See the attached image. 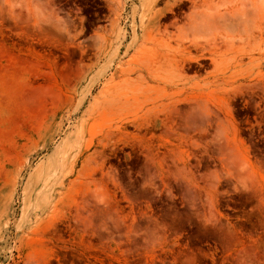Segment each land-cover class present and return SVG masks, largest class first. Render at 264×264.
I'll return each instance as SVG.
<instances>
[{"label": "rangeland", "instance_id": "1", "mask_svg": "<svg viewBox=\"0 0 264 264\" xmlns=\"http://www.w3.org/2000/svg\"><path fill=\"white\" fill-rule=\"evenodd\" d=\"M263 3L0 0V264H264Z\"/></svg>", "mask_w": 264, "mask_h": 264}, {"label": "bare ground", "instance_id": "2", "mask_svg": "<svg viewBox=\"0 0 264 264\" xmlns=\"http://www.w3.org/2000/svg\"><path fill=\"white\" fill-rule=\"evenodd\" d=\"M257 2H258V1H257ZM260 2H263V1H260ZM260 2H259V3H260ZM254 4H256V3L254 2ZM261 5H264V3L261 4ZM258 6H259V5H258ZM260 7H261V6H260ZM255 9H256V8H255ZM255 9L253 8V10H255ZM257 9H258V7H257ZM257 9H256V10H257ZM262 9H263V8H261V10H262ZM213 10H214V9H213ZM258 10H259V9H258ZM260 12H261V11H260ZM249 13H250V12H249ZM221 16H222V15H221ZM207 22L211 23L210 18H208V21H206V23H207ZM260 24H261V23H260ZM209 26H210V25H209Z\"/></svg>", "mask_w": 264, "mask_h": 264}]
</instances>
